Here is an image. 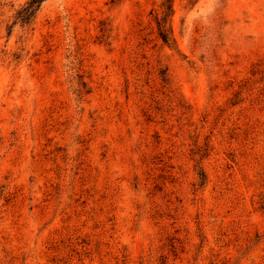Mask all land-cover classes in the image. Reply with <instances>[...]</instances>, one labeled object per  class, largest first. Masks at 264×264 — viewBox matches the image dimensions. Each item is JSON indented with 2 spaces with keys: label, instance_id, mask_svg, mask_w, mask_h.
Returning a JSON list of instances; mask_svg holds the SVG:
<instances>
[{
  "label": "rangeland",
  "instance_id": "1",
  "mask_svg": "<svg viewBox=\"0 0 264 264\" xmlns=\"http://www.w3.org/2000/svg\"><path fill=\"white\" fill-rule=\"evenodd\" d=\"M27 1L0 0V264H264V0H170L172 47L165 0Z\"/></svg>",
  "mask_w": 264,
  "mask_h": 264
},
{
  "label": "trees",
  "instance_id": "2",
  "mask_svg": "<svg viewBox=\"0 0 264 264\" xmlns=\"http://www.w3.org/2000/svg\"><path fill=\"white\" fill-rule=\"evenodd\" d=\"M43 0H28L25 5L17 12V18L21 23L26 24L28 19L32 17L34 11L38 9ZM172 13V5L170 0H165L161 4V17L156 21L157 35L164 45L172 47L174 40L170 36L168 18ZM200 181L204 180L202 173L199 175ZM202 185V184H201Z\"/></svg>",
  "mask_w": 264,
  "mask_h": 264
}]
</instances>
